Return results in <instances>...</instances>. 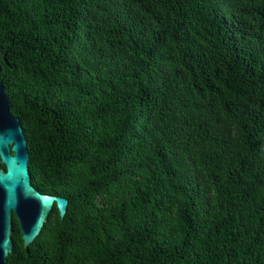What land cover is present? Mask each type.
<instances>
[{
    "label": "trees",
    "instance_id": "16d2710c",
    "mask_svg": "<svg viewBox=\"0 0 264 264\" xmlns=\"http://www.w3.org/2000/svg\"><path fill=\"white\" fill-rule=\"evenodd\" d=\"M0 81L69 200L7 264H264V0H0Z\"/></svg>",
    "mask_w": 264,
    "mask_h": 264
},
{
    "label": "water",
    "instance_id": "95a60500",
    "mask_svg": "<svg viewBox=\"0 0 264 264\" xmlns=\"http://www.w3.org/2000/svg\"><path fill=\"white\" fill-rule=\"evenodd\" d=\"M0 264H7L13 251L14 216L20 222L28 247L42 232L49 214L57 206L64 217L69 200L39 191L31 181L29 149L21 120L12 113L10 99L0 81Z\"/></svg>",
    "mask_w": 264,
    "mask_h": 264
}]
</instances>
